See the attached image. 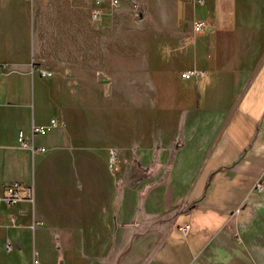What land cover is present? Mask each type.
I'll use <instances>...</instances> for the list:
<instances>
[{
    "label": "crops",
    "instance_id": "crops-1",
    "mask_svg": "<svg viewBox=\"0 0 264 264\" xmlns=\"http://www.w3.org/2000/svg\"><path fill=\"white\" fill-rule=\"evenodd\" d=\"M93 2L0 0V264H264V0Z\"/></svg>",
    "mask_w": 264,
    "mask_h": 264
},
{
    "label": "built area",
    "instance_id": "built-area-1",
    "mask_svg": "<svg viewBox=\"0 0 264 264\" xmlns=\"http://www.w3.org/2000/svg\"><path fill=\"white\" fill-rule=\"evenodd\" d=\"M197 3L202 4L204 0H195ZM102 3L103 0H94L92 9L90 11V17L92 19H98L102 13ZM117 3V0H111V4L114 5ZM203 27L202 21L195 22L193 29L194 31H199ZM32 71H37L38 74L41 77L49 76L51 75V72L44 69L41 66H35V64H32ZM205 72L203 70L199 69H187L180 73V77L182 79H189L191 77L197 76L202 77L204 76ZM57 125V121L54 118H51L47 125L45 126H35L32 125L30 127L29 131V137H25L22 130H19L17 132V141L20 146L30 149L31 151L35 150H42V147H35L33 144V137L35 135H42L45 134L48 130L55 127ZM114 163V154L111 152L109 154V160H108V166L111 167ZM255 188L256 190L262 192L263 185L260 181L255 182ZM26 201L29 203H32L34 201V189L31 184H27L20 181H13L8 184H6L1 192L0 195V203L3 204L6 207L13 206L17 204L18 202ZM182 234H186L189 230V224L185 223L179 227ZM36 255V252L33 251V256ZM33 264H37V259H33Z\"/></svg>",
    "mask_w": 264,
    "mask_h": 264
},
{
    "label": "rangeland",
    "instance_id": "rangeland-1",
    "mask_svg": "<svg viewBox=\"0 0 264 264\" xmlns=\"http://www.w3.org/2000/svg\"><path fill=\"white\" fill-rule=\"evenodd\" d=\"M143 59H144V61H145V54H144V58H143Z\"/></svg>",
    "mask_w": 264,
    "mask_h": 264
}]
</instances>
